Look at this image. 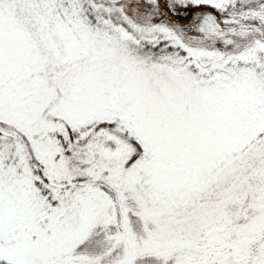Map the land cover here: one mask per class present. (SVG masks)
I'll return each mask as SVG.
<instances>
[{"label":"snow or ice","instance_id":"obj_1","mask_svg":"<svg viewBox=\"0 0 264 264\" xmlns=\"http://www.w3.org/2000/svg\"><path fill=\"white\" fill-rule=\"evenodd\" d=\"M0 264H264V0H0Z\"/></svg>","mask_w":264,"mask_h":264}]
</instances>
